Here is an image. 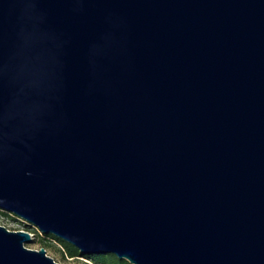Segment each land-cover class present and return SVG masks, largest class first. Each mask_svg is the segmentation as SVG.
I'll use <instances>...</instances> for the list:
<instances>
[{"label": "water", "instance_id": "95a60500", "mask_svg": "<svg viewBox=\"0 0 264 264\" xmlns=\"http://www.w3.org/2000/svg\"><path fill=\"white\" fill-rule=\"evenodd\" d=\"M0 209L132 264H264V0H0ZM0 224V264H59Z\"/></svg>", "mask_w": 264, "mask_h": 264}, {"label": "rangeland", "instance_id": "374dc122", "mask_svg": "<svg viewBox=\"0 0 264 264\" xmlns=\"http://www.w3.org/2000/svg\"><path fill=\"white\" fill-rule=\"evenodd\" d=\"M0 209V224L9 229H27L30 230L33 236V241L26 243L27 247L39 249L44 247L46 253L50 255L59 264H99L92 258L81 255L70 257L63 254L60 243L53 238H46L45 234L33 225L21 220L17 216L7 211Z\"/></svg>", "mask_w": 264, "mask_h": 264}, {"label": "trees", "instance_id": "16d2710c", "mask_svg": "<svg viewBox=\"0 0 264 264\" xmlns=\"http://www.w3.org/2000/svg\"><path fill=\"white\" fill-rule=\"evenodd\" d=\"M2 212H5V211H2ZM44 234H45L46 238H48V239L53 238V239L57 240L61 245V249L63 251V254H65L67 256L74 257V256L81 255L84 257L92 258L95 261H97L99 264H132L124 258L117 257L114 253H104V254L81 253L75 245L61 239L60 237H58L52 233H44Z\"/></svg>", "mask_w": 264, "mask_h": 264}]
</instances>
